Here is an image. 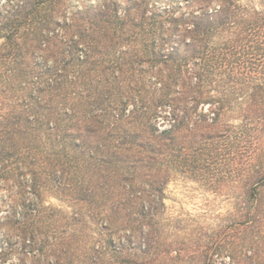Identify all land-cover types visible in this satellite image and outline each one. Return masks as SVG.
Returning a JSON list of instances; mask_svg holds the SVG:
<instances>
[{
    "label": "trees",
    "instance_id": "1",
    "mask_svg": "<svg viewBox=\"0 0 264 264\" xmlns=\"http://www.w3.org/2000/svg\"><path fill=\"white\" fill-rule=\"evenodd\" d=\"M61 3L0 2V189L13 181L40 200L53 189L96 210L112 188L143 206L169 171L193 174L183 152H244V164L254 159L245 152H262L254 167L230 166L260 197L264 0H101L68 16ZM236 107L242 124L224 123ZM30 210L11 220L29 246L42 214ZM162 247L149 240L142 260L123 261L179 259ZM54 252L48 264L75 257L64 246Z\"/></svg>",
    "mask_w": 264,
    "mask_h": 264
},
{
    "label": "rangeland",
    "instance_id": "2",
    "mask_svg": "<svg viewBox=\"0 0 264 264\" xmlns=\"http://www.w3.org/2000/svg\"><path fill=\"white\" fill-rule=\"evenodd\" d=\"M61 1L66 16L101 2ZM243 1L262 6L261 0ZM50 28L59 29L55 25ZM4 42L0 39V48ZM204 110H210V104ZM243 118L236 107L226 114L224 123L238 126ZM159 122L162 128L170 124L162 118ZM243 153L183 152L182 156L195 160L193 174L181 167L169 171L163 192L152 199L148 191L143 206L136 197L132 199L134 193L117 197L110 188L111 198L94 210L53 189L40 200L32 189L24 194L18 184L7 181L0 189V264H48L61 246L75 255L65 257L62 264H135L123 260H142L141 248L149 240L162 242V248L173 250L170 258H179L165 256L152 264H264V189L258 198L250 196L244 181L230 170V166L254 167V155L262 152H245L254 157L248 164L240 159ZM214 156L219 159L212 160ZM25 196L29 199L23 205ZM13 209L18 217L23 210L42 209L34 245L29 246L30 240L24 239L23 225L11 222Z\"/></svg>",
    "mask_w": 264,
    "mask_h": 264
}]
</instances>
